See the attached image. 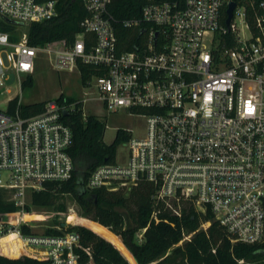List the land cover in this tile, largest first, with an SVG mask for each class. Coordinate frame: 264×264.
<instances>
[{"label": "built area", "instance_id": "1", "mask_svg": "<svg viewBox=\"0 0 264 264\" xmlns=\"http://www.w3.org/2000/svg\"><path fill=\"white\" fill-rule=\"evenodd\" d=\"M112 1L83 0V32L72 44L32 46L27 34L14 42L0 31V87L6 71L21 83L32 76L42 53L58 72L79 71L80 63L90 67L94 74L86 88L95 89L108 116L126 114L145 123L142 136L128 129L123 160L115 157L97 167L87 189L129 195L148 183L155 188L151 220L156 223L162 213L182 219L193 210L213 217L199 230L215 221L233 244L264 243V0L149 3L140 18L124 22L140 39L131 51L119 45ZM231 3L236 6L226 24ZM58 15L55 0H0V19L16 25ZM76 106L50 101L42 114L29 117L19 108L0 110V190L19 209L14 214H25L32 192L72 177L74 135L64 112H75ZM82 222L76 207L53 232L35 233L23 220L0 222V241L15 233L25 251L13 257L0 243V254L81 264L82 252L92 258L77 231ZM23 225L32 233L24 234ZM147 229L136 234L140 242ZM192 235L184 234L182 241Z\"/></svg>", "mask_w": 264, "mask_h": 264}, {"label": "trees", "instance_id": "2", "mask_svg": "<svg viewBox=\"0 0 264 264\" xmlns=\"http://www.w3.org/2000/svg\"><path fill=\"white\" fill-rule=\"evenodd\" d=\"M47 2L49 0H38ZM59 15L49 21L32 23L28 26V42L32 46L46 47L57 41L72 44L77 33L83 32L81 23L87 12L83 0H55ZM181 0H113L110 11L114 17L119 45L122 50L131 51L140 46V39L124 22L140 18L144 6L149 3ZM238 1V0H236ZM16 24L0 19V31L11 34V40L16 41L14 32ZM79 73L82 84L87 87L94 74L93 69L81 63ZM34 79L28 76L22 83V89L32 86ZM61 95L56 101H65ZM17 96L9 101L8 111L17 108L23 116L42 114L48 102L30 105L21 103ZM66 100V103H71ZM64 121L73 131V145L70 155L75 170L72 177L61 183H48L40 191L31 193V201L36 208H49L55 205L56 199L64 194H72L76 201L86 207L87 216L93 222L82 224L77 231L81 236V244L91 250L92 258L82 252L81 264H264V243L247 245L233 244L224 229L215 221L205 230H199L202 222L212 220L211 215L199 216L193 210L186 213L182 219L167 213L160 215V221L151 220L153 211L152 196L155 188L143 183L127 195L112 193L106 189H87V181L91 173L100 165L113 162L118 147L129 141L131 133L128 129H118L111 144L104 141L107 123L96 115L84 116L82 106L77 103L75 112L64 117ZM128 213L127 222L119 209ZM19 209L10 201H6L0 190V221L11 222L14 213ZM27 213L30 208L27 207ZM26 214V221L29 220ZM148 226L144 240L139 242L136 234ZM24 234L32 233L31 228L21 226ZM199 230V231H198ZM53 232V231H47ZM56 233V232H55ZM184 234H193L185 241L183 247H177L184 239ZM18 240L9 236L0 243L3 251L17 257L22 252L17 248ZM11 246V249H10ZM172 252V253H171ZM0 264H50L29 256L10 258L0 254Z\"/></svg>", "mask_w": 264, "mask_h": 264}, {"label": "rangeland", "instance_id": "3", "mask_svg": "<svg viewBox=\"0 0 264 264\" xmlns=\"http://www.w3.org/2000/svg\"><path fill=\"white\" fill-rule=\"evenodd\" d=\"M28 33V26L16 25L14 38L20 41L24 34ZM5 65L9 64L6 53L1 54ZM50 56L47 53L40 54L36 61V69L32 75L34 83L30 87L22 89L17 74L13 71H6L4 75V85L0 87V110L8 109L9 101L19 96L22 103L25 105L50 102L57 100L61 95L65 99L71 100V103H66V100L61 102L62 105H72L79 103L83 108L84 115H96L107 123V129L104 136V141L107 144L113 143L118 129H129L133 131L135 136H142L144 130V121L139 118H130L126 114L109 115L103 109L101 104L96 100L95 89H87L81 81V76L78 70L58 72L53 69ZM26 76L22 77V82ZM87 99V100H86ZM86 100V102H85ZM121 144L116 152V158L119 161L123 160V156L127 153V147ZM7 175H3L5 178ZM6 201H9V193L2 191ZM29 214L28 223L33 225V232L44 233L50 231L52 227L65 223L67 220V212L70 207H76L82 217V223L93 222L86 213V207L79 204L72 194H64L56 199L55 205L49 208H36L31 201V194L28 197ZM124 214L127 222L129 221L128 213L124 208L119 209ZM87 225V224H86ZM82 226V225H80ZM139 241V239L137 238ZM140 242V241H139ZM185 240L177 247H183ZM3 249V248H1ZM172 253V252H171ZM253 264V263H252Z\"/></svg>", "mask_w": 264, "mask_h": 264}, {"label": "bare ground", "instance_id": "4", "mask_svg": "<svg viewBox=\"0 0 264 264\" xmlns=\"http://www.w3.org/2000/svg\"><path fill=\"white\" fill-rule=\"evenodd\" d=\"M72 218H74V217L72 216ZM21 220L27 222V221H26V214H22V213H17V214H15L13 220H12L11 222H9V223H18V222H20ZM0 222H1V221H0ZM9 236L15 237V238L18 240L17 235H16L15 233H11V234L8 235L7 237H9ZM17 248H18L22 253L25 252L24 250H22V248H21V243H20L19 240H18V242H17Z\"/></svg>", "mask_w": 264, "mask_h": 264}, {"label": "water", "instance_id": "5", "mask_svg": "<svg viewBox=\"0 0 264 264\" xmlns=\"http://www.w3.org/2000/svg\"><path fill=\"white\" fill-rule=\"evenodd\" d=\"M235 3H231L230 4V6H229V8H228V10H227V15H228V17H227V20H226V24H229L230 23V21H231V19H232V15H233V10H234V8H235ZM143 33V31L141 32V34ZM68 112L67 111H65L64 112V115L65 116H68Z\"/></svg>", "mask_w": 264, "mask_h": 264}]
</instances>
